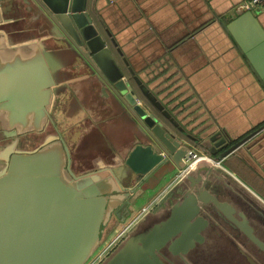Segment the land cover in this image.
Wrapping results in <instances>:
<instances>
[{"label": "water", "instance_id": "95a60500", "mask_svg": "<svg viewBox=\"0 0 264 264\" xmlns=\"http://www.w3.org/2000/svg\"><path fill=\"white\" fill-rule=\"evenodd\" d=\"M9 2L39 12L51 36L86 60L100 82L89 91V104L113 97L112 105L123 108L115 116L126 115L140 133L117 147L112 166L82 173L74 170L71 147L59 129L32 149H16L18 135L42 133L55 124L61 106L74 97L69 88L82 78H67L69 65L41 40L13 45L0 31V121L2 134L15 137L0 147L5 159L0 164V264H86L103 242L112 214L119 218L124 206L128 217L127 206L146 192L143 185L161 167H185L191 146L184 140L220 158L238 155L264 177V118L230 127L174 67L176 47L216 19L264 89L260 15L245 11L228 20L214 15L137 67L107 20L90 15L88 0ZM73 57L71 64L80 69ZM159 201L161 208L150 217L160 219L149 223V217L132 231L144 217L136 219L98 264H197L190 256L216 241L226 248L208 251L217 252L213 264L223 263L227 251L244 264H264V201L223 166L198 161Z\"/></svg>", "mask_w": 264, "mask_h": 264}, {"label": "crops", "instance_id": "0c3cea01", "mask_svg": "<svg viewBox=\"0 0 264 264\" xmlns=\"http://www.w3.org/2000/svg\"><path fill=\"white\" fill-rule=\"evenodd\" d=\"M9 1L0 0V31L6 34L9 42L17 45L39 39L46 45L52 36L48 26L44 27L46 24L41 14L27 9L26 4ZM242 1L92 0L89 8L92 7L97 19L107 20L119 42L131 53L135 65L140 67L160 55L158 51L164 48L166 42L177 40L204 20L214 15H224L227 20L240 15L243 12L238 6ZM253 12L260 15L264 22V9ZM151 29L155 31L150 33ZM195 33L176 47L174 67L178 66L180 74L191 80L207 97L206 102L217 114L226 117L230 127L240 129L263 119L264 89L218 21L213 19L205 30ZM73 106V100L64 103L59 115H56V121L68 144L76 147L77 139H73L67 130L74 124L84 123L82 120L87 116V111L82 106L74 110ZM72 110L75 112L72 113ZM224 168L234 173L246 188L264 201V178L251 166L240 161L236 155H229L224 160ZM85 170L89 168L85 167ZM178 174L179 169L173 164L158 169L144 185L148 189L141 199L155 194L153 197L158 201L169 188L168 185L179 179Z\"/></svg>", "mask_w": 264, "mask_h": 264}, {"label": "rangeland", "instance_id": "374dc122", "mask_svg": "<svg viewBox=\"0 0 264 264\" xmlns=\"http://www.w3.org/2000/svg\"><path fill=\"white\" fill-rule=\"evenodd\" d=\"M46 34V32L44 33ZM48 43L46 44V47L48 50H50L53 54L56 55L58 59L61 60V62L65 65H69V73L67 74V78H83L91 72V69L89 66L86 65V69H79L77 65H72L71 58L74 56V53L72 50H68L66 47L63 46L62 43H60L58 40H56L55 37H50L48 38ZM65 44V43H64ZM65 50V52H64ZM66 52H69L66 53ZM70 55V56H69ZM81 59V58H80ZM83 62H85V59H81ZM60 73V72H59ZM63 74V73H62ZM61 74H58L59 80L64 81L61 77ZM75 86H80L76 85ZM82 86V84H81ZM82 92H79L78 94L75 93L70 99L73 100L74 103V110H77L78 107H85L84 103L82 102L81 98H86V96L82 97L81 96ZM109 101V106L105 104L103 100H100L99 103H103L105 107H100L96 109L95 107L96 104H98L97 98L93 100L94 103H96L93 107L91 108L98 117V120L96 123L93 125L89 126L84 123H77L72 126H70L69 130H67V133L73 137V139H77L78 145L76 147H71L72 150V156L74 159L73 165H74V170L76 173H80V171L85 170V167H88L91 170H95L97 168L101 167H110L112 164L109 162L113 163L115 160L118 158V154L120 151L117 149L118 148H123L125 146V142L128 141V139H131L132 134L135 133H140V129L137 126V128L133 125L131 121L128 120V117L126 115H123L122 117H117L116 112L122 113L123 108L117 103L115 106L112 105V102H115V99L113 97H110V99H106ZM115 104V103H114ZM58 108V107H57ZM72 110V113L75 111ZM111 115H114L111 116ZM94 116V115H93ZM95 117V118H96ZM60 128V125H58ZM62 132V129H60ZM67 139V138H66ZM84 139V140H83ZM70 145V144H69ZM85 154V158H90L89 161L90 163L87 162V160H81L83 153ZM110 158V159H109ZM85 166V167H83ZM90 170V171H91ZM163 175L160 176L162 178ZM175 175L170 177L172 179ZM181 177V175H179ZM159 178V179H160ZM177 178V177H176ZM172 182L168 185L171 186ZM155 194H152L151 196L147 198H143L137 202V205L135 206L133 212L130 215V218L127 219L124 223L119 224L117 227L113 229L111 228L109 234L108 232L105 233L103 237V242L95 252L96 254L99 252V250L109 241L114 239L123 229L135 218L138 217L141 220L136 222L138 223L139 226L132 225V231L138 229L142 221H144V224L146 225L148 223V218L158 211L161 208V201H156V199L153 197ZM160 215L150 217L149 218V223H152L151 220H159ZM154 221V222H155ZM111 224V223H109ZM212 248V249H208ZM223 248H226L225 244L218 243L217 241L215 243H212L208 245L207 247L203 248L200 250L199 253L193 254V256H190L191 258H194L197 264H213L214 260L218 257L217 252L219 253L220 251L223 250ZM214 250L217 251L215 253H209L208 251ZM224 261L223 263L220 264H244L243 261H241L238 258V255L234 252H225L224 254Z\"/></svg>", "mask_w": 264, "mask_h": 264}, {"label": "flooded vegetation", "instance_id": "af4514ba", "mask_svg": "<svg viewBox=\"0 0 264 264\" xmlns=\"http://www.w3.org/2000/svg\"><path fill=\"white\" fill-rule=\"evenodd\" d=\"M75 58V59H74ZM73 60H75L74 62H76V63H79L80 62V65H81V68L82 69H86V62H83L80 58H78V57H75V55H74V57H73ZM88 66V65H87ZM72 78H70V80H71ZM73 79H75V80H78L79 81V77H78V79L77 78H73ZM81 80V83H79V85L80 86H76V87H74V86H72V87H70L69 88V90H70V92H71V95L72 94H74V93H76V90H79V92H82V97H84V96H86V98H82V101H83V103H84V106L85 107H83L84 109H85V111H87V116L85 117V119L84 120H82V122H86V124H88L89 126H91V125H93L94 123H96V121L98 120V117H96V115L94 114V112L92 113V109L91 108H87V107H89V98H90V96H89V91H91V90H93L92 88L94 87V85H99V80L97 79V77H96V75H92V73L91 72H89L88 74H86V76H84L82 79H80ZM78 81H76V82H78ZM81 84H82V86H81ZM85 86V87H84ZM79 88V89H78ZM69 90L66 92V94L69 96V94H70V92H69ZM109 96H111V94H109ZM139 98H141V100H142V102H143V104L144 105H146L147 106V103H146V101H145V99L143 98V97H141V96H139ZM97 102H98V104H96V103H93V104H91V106L90 107H93L95 104H96V107H95V110L96 109H98V108H100L101 106H103L104 104H101V103H99V99L97 98ZM93 101V100H92ZM105 104L106 105H109V101L108 100H105ZM101 105V106H100ZM143 105V106H144ZM94 115V116H93ZM96 117V118H95ZM59 124H58V122L55 120V124H53V123H49L48 124V126H47V128H46V130L44 131V132H42V133H35V132H29V133H25V134H22V135H18V141H17V143H16V149H22V150H29V149H32V148H34L35 146H37L39 143H41L43 140H44V138H45V136L49 133V132H56L58 129H59V131H60V128H59V126H58ZM2 124H1V121H0V147H4V146H6L8 143H10V142H12L14 139H15V137H6V136H4L3 134H2ZM61 132V131H60ZM62 133V132H61ZM84 140V139H83ZM184 143H188L191 147H193V146H195V147H198L195 143H193V142H190L189 140H184ZM199 148V147H198ZM83 153V152H82ZM82 157V159L81 160H87V162L88 163H90L91 161H89L90 160V158H85V154L83 153V155L81 156ZM110 159V158H109ZM5 162V159H1L0 158V164H2V163H4ZM91 169H89V170H83V171H80V173H82V172H87V171H90ZM165 175H167V173L165 174ZM145 185V184H144ZM144 185H143V187H144ZM143 194H145V193H143ZM143 194H141L140 196H138V198L137 199H135V201H134V203L133 204H129L127 207L130 209V211L132 212L133 211V206L137 203V201H139V200H141V198H142V195ZM120 217L119 218H117V216L115 215V214H112V216H111V219H110V222L109 223H111V224H109L108 223V225H106L105 227H104V231H103V233L105 232V233H109L110 232V230H111V228L113 227V229L115 228V227H117L118 226V224H120V223H123L122 222V220H123V218H125L126 217V219L131 215H129L128 217H127V212H126V208L123 206L121 209H120ZM126 221V220H125ZM124 221V222H125Z\"/></svg>", "mask_w": 264, "mask_h": 264}, {"label": "built area", "instance_id": "2783aa9c", "mask_svg": "<svg viewBox=\"0 0 264 264\" xmlns=\"http://www.w3.org/2000/svg\"><path fill=\"white\" fill-rule=\"evenodd\" d=\"M238 9L241 12L245 11H255L258 9H264V0H243ZM139 103L143 104L142 100L139 99ZM208 160L215 165L224 167L225 158H220L217 155L210 154L207 151L199 150L194 147H191L187 157L185 158V167L179 171V175L184 174L190 167L195 165L198 161ZM138 217H135L124 229L121 231L114 239L106 243L96 254L92 256V258L86 264H98L100 261L104 259V257L116 246V244L122 239L127 230L131 227L134 221Z\"/></svg>", "mask_w": 264, "mask_h": 264}, {"label": "trees", "instance_id": "16d2710c", "mask_svg": "<svg viewBox=\"0 0 264 264\" xmlns=\"http://www.w3.org/2000/svg\"><path fill=\"white\" fill-rule=\"evenodd\" d=\"M90 3H92V0H88V6H89V4ZM92 8V7H91ZM91 8H89V12H90V15L92 16V17H95L96 19H97V17L93 14V10H91ZM99 19V18H98ZM237 157H238V159H240V161H243L244 163H246L245 162V160L242 158V157H240V156H238V155H236ZM249 165V164H248ZM250 166V165H249ZM258 173V172H257ZM259 174V173H258ZM264 178V177H263ZM104 235H105V232L104 233H102V239H103V237H104Z\"/></svg>", "mask_w": 264, "mask_h": 264}]
</instances>
